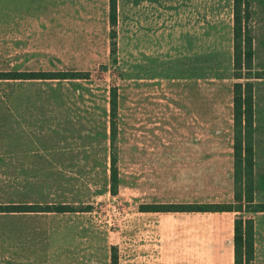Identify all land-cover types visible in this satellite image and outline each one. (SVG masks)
I'll return each instance as SVG.
<instances>
[{"label":"rangeland","instance_id":"374dc122","mask_svg":"<svg viewBox=\"0 0 264 264\" xmlns=\"http://www.w3.org/2000/svg\"><path fill=\"white\" fill-rule=\"evenodd\" d=\"M241 1L252 39L253 202L264 207V0ZM205 18L206 29H188L182 12L142 26L133 10L120 7L111 27L108 0H79L72 29L10 31L0 12V141L18 134L46 135L54 147L78 141V174L55 175L56 186L78 183L77 194L56 193L76 211L78 219L63 224L79 226L78 246L87 238L95 246L134 245L137 229L172 232L171 245H217L241 216L253 220V247L264 248V211H215L234 206L237 80L232 18ZM31 73L51 78H24ZM187 232H202L205 240H187Z\"/></svg>","mask_w":264,"mask_h":264},{"label":"crops","instance_id":"0c3cea01","mask_svg":"<svg viewBox=\"0 0 264 264\" xmlns=\"http://www.w3.org/2000/svg\"><path fill=\"white\" fill-rule=\"evenodd\" d=\"M120 7L133 10L142 26L159 23L158 16L182 12L188 29H206L207 14L232 18L233 0H116V15ZM78 8L79 0H0L10 31L72 29ZM66 139L59 142L67 145L54 147L48 146L55 141H48L46 135L5 136L0 141L6 144L0 150V205L68 206L56 193L77 194V180L74 186L71 180L67 186H56L55 175L78 174L79 147L78 141L72 145L71 138ZM74 212L0 213V264H235L232 227L217 245L201 240L171 245L172 232L137 229L134 245L95 246L93 238L90 245L87 238L86 246H78L79 226L63 224ZM187 236V240H205L202 232ZM56 239L62 243L53 242ZM252 262L264 264V248L253 247Z\"/></svg>","mask_w":264,"mask_h":264},{"label":"trees","instance_id":"16d2710c","mask_svg":"<svg viewBox=\"0 0 264 264\" xmlns=\"http://www.w3.org/2000/svg\"><path fill=\"white\" fill-rule=\"evenodd\" d=\"M244 17L242 14V1L233 0V78L237 80L232 86V120H233V179H234V206L228 209L215 211H231L243 214L245 212L264 211V207L254 205L253 202V171H252V84L249 79L252 70V39L242 20L248 19L247 4L244 3ZM116 0H109V22L111 27L116 25ZM112 30V37L114 38ZM111 53H115L116 45H111ZM26 79H49L47 74H24ZM49 77V78H48ZM259 78V76L255 77ZM13 79V78H12ZM247 80L241 82V80ZM111 115V137L115 135L114 117L117 108V94L114 88L109 99ZM118 183L115 169V159L111 160L110 193L116 194ZM242 201L244 204H241ZM150 211H169L166 210ZM69 206H26V205H0V213H25V212H74ZM144 211V210H143ZM145 211H149L148 209ZM180 211H184L181 208ZM187 211V210H185ZM204 211V210H196ZM233 246L235 251V264H253V220L239 217L233 222ZM112 264H115L112 262Z\"/></svg>","mask_w":264,"mask_h":264}]
</instances>
